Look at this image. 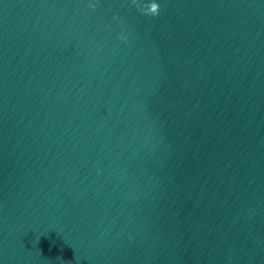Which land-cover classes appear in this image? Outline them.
I'll return each mask as SVG.
<instances>
[{
  "label": "water",
  "instance_id": "95a60500",
  "mask_svg": "<svg viewBox=\"0 0 264 264\" xmlns=\"http://www.w3.org/2000/svg\"><path fill=\"white\" fill-rule=\"evenodd\" d=\"M149 2L0 0V264H264V0Z\"/></svg>",
  "mask_w": 264,
  "mask_h": 264
},
{
  "label": "clouds",
  "instance_id": "9594fccd",
  "mask_svg": "<svg viewBox=\"0 0 264 264\" xmlns=\"http://www.w3.org/2000/svg\"><path fill=\"white\" fill-rule=\"evenodd\" d=\"M149 7L151 9L150 13L145 12V13H142V15L151 16V17L157 16L159 11H160L159 4L154 2V0H152V2H149ZM118 38L121 39V40H126V37L124 35H121ZM129 238L131 239V237H129Z\"/></svg>",
  "mask_w": 264,
  "mask_h": 264
}]
</instances>
